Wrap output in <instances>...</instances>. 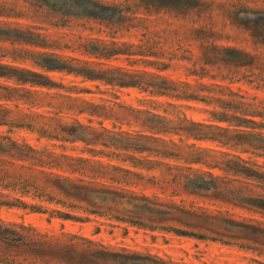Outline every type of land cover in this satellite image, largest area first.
I'll return each instance as SVG.
<instances>
[{
  "label": "rangeland",
  "instance_id": "obj_1",
  "mask_svg": "<svg viewBox=\"0 0 264 264\" xmlns=\"http://www.w3.org/2000/svg\"><path fill=\"white\" fill-rule=\"evenodd\" d=\"M115 50L142 54L97 55ZM0 64L43 75L0 69L12 78L48 84L33 87L34 94L25 89L9 92L3 87H15L13 79L0 77V93L14 96L0 99L1 109L9 110L0 114L34 126L0 124V135L28 143L38 151L29 154L47 164L15 171L40 178L37 170L45 169L94 181V201L103 204L101 215L76 209V214L88 217L85 221H49L47 213L0 206V224L33 228L24 233L51 242L53 251L64 258L58 262L54 255L45 256L49 258L46 263L34 255L26 263L264 264V127L212 120L211 111L224 109L213 102L152 96L140 86L105 84L85 77L102 74L131 80L119 71L104 72L120 68L138 74L132 79L142 80L143 87L161 81L143 74L148 72L174 82L179 91L197 90L209 96H217L208 91L217 84L242 96H229L225 90L223 99L252 104L242 108L258 111L260 116L253 119L264 124V0H0ZM32 99L35 104L28 103ZM135 109L252 131L259 134L257 146H232L233 141L223 145L184 135L163 137L181 146L194 143L210 150L185 148L186 152L172 144L145 143L168 150L170 155L162 156L64 139L53 128L57 122L67 128L81 124L97 131L105 127L144 133ZM236 114L250 117L240 111ZM92 148L105 154L89 151ZM127 155L151 162L138 164ZM234 155L246 162H237ZM185 156L201 158L203 163H187ZM214 163L222 167H213ZM0 190L9 194L6 199L20 196ZM104 190L116 195H104ZM22 199L31 201L26 196Z\"/></svg>",
  "mask_w": 264,
  "mask_h": 264
},
{
  "label": "trees",
  "instance_id": "obj_2",
  "mask_svg": "<svg viewBox=\"0 0 264 264\" xmlns=\"http://www.w3.org/2000/svg\"><path fill=\"white\" fill-rule=\"evenodd\" d=\"M95 53V52H94ZM98 53V52H97ZM93 54V53H92ZM112 54H142V52H125L124 50H115L111 52H106L105 54H97L102 57L109 56ZM147 63H151L150 60H144ZM57 66H49L48 69H56ZM0 69H8L12 71H21L24 73L33 74L37 77H42L43 75L31 72L29 70H22L16 67H9L7 65L0 64ZM120 72L126 77H129L131 80H117L112 77H105L102 74H86L85 77L88 79L100 80L105 84H117L119 86H140L142 91H146L149 95L152 96H167L170 98L179 99H191L199 100L207 103L213 102L216 106L220 107L223 110H214L211 111V119L217 121H226L235 126H245L253 127V125L264 127V124L255 121L253 118L255 116H260V113L256 110H247L243 109V106L251 107L252 104L247 103L242 100H226L223 99L225 95V90H228L227 95L232 97L242 96L236 92H233L228 87H222L220 85L214 84V88L208 90L207 86H202L203 89L208 90L209 92H214L217 96L213 95H202L199 94L197 90H192L191 92L179 91L178 87L173 86L175 83L168 82V80L162 77L159 74L143 72L144 75H149L151 78H158L159 83L156 84H147L145 87L141 86L142 80L132 79L134 76H137L136 73H131L129 71H120V68L107 69L104 72ZM6 72H0V77H6L7 79H13L15 87L4 86L3 88L11 91H18L20 89H25L26 92L34 94L37 90L32 89L33 87L47 86L41 81H37L31 78H21L15 76H8ZM11 75V74H10ZM150 83V82H148ZM168 83V85H166ZM28 85L29 88H21L22 86ZM21 86V87H19ZM189 86V84H188ZM2 87V86H0ZM152 87V88H149ZM202 91V90H200ZM20 97V96H18ZM14 98L13 94H2L0 93V99L12 100ZM19 99V98H18ZM150 103H154L153 100H147ZM30 104H35L36 100L32 99ZM169 105L170 104L168 103ZM2 104H0V111L5 110V113H9V110L6 108L1 109ZM4 108V107H3ZM227 110L231 111L232 114H228ZM137 113V119L139 121V126L142 128L143 132L130 133L125 131H111L105 127H102L100 131L95 130L90 126H84L77 124V126H71L67 128L66 125H61L55 123L53 127L57 131V135H62L64 139L71 138L72 140H82L87 144H101L105 147L113 146L118 149H123L126 151H133L138 153L146 152L147 154H155L167 156L168 150L164 147H159L153 149L149 146H146L147 142H154L156 146L163 144H172L180 151H184L185 148H190L194 150H200L201 152L209 151L210 149L202 148L196 146L194 143L185 144L183 146L178 145L176 142L166 140L163 136L166 135H184L185 137L192 138L195 140H214L222 143L223 145L229 144L230 141H233L232 146H237L239 143H246L249 147L256 148L257 144L255 142L256 134L248 130H239L234 128L229 130L226 127L219 126L216 124H207L203 122H195L190 119H187L185 116L177 117L176 119L169 118L166 115H160L150 110H141L135 109ZM240 111V114L250 116L249 118H240L237 116V112ZM32 114V113H30ZM37 117H42L43 115L36 113ZM48 119L53 120V117H48ZM56 120V119H54ZM0 124H9V125H23L26 127L33 128L31 122H24L23 120L15 122L14 120H7L6 114H0ZM43 126H40L39 129H43ZM209 129H215L217 132L208 131ZM90 130V131H87ZM92 135L87 137V135ZM102 139H106L103 141ZM183 140L180 139V142ZM142 142V143H141ZM230 145V144H229ZM27 150L26 152L23 150ZM89 151L97 154H105L102 150H96L94 148ZM187 152V150H185ZM247 151V150H243ZM29 152L37 154L34 148H32L28 143L19 144L16 141L12 140L10 137L5 135H0V189H9L15 193H19V197H13L11 199H6L9 194H6L0 190V206L7 207H19L28 209L30 212H41L48 214V220L52 218H59L62 220H74V221H85L88 220L87 216H80L75 213L76 209H81L87 213L100 214V209L103 207V204L97 203L94 196L96 190L93 186L97 185L94 181H85L83 179L71 178L68 175H62L53 172L52 170L38 169L37 172L42 174L40 178L36 176H25V174L16 172V168H28L34 170V165L46 166L40 157L31 156ZM222 154V153H221ZM108 155V154H106ZM136 160L135 163L144 165L146 162H151V160L146 157L136 158L134 155H127ZM148 156V155H147ZM237 162H246L241 156H233ZM80 160H87V158H79ZM184 161L187 163H203V160L194 156H185L183 157ZM23 161L28 163L25 165L23 163H18ZM100 163V162H99ZM101 164V163H100ZM210 165V164H209ZM103 166V165H102ZM213 167H222L218 163H214ZM228 169H234L233 166L226 165ZM14 167V168H13ZM116 169L124 170L130 172L127 168H122L119 166H113ZM224 169V168H222ZM13 170V171H12ZM103 174V173H102ZM99 175V174H97ZM104 195H116V192L113 190H104L102 191ZM26 196L31 199V201L23 200L22 197ZM109 197V196H106ZM109 199V198H106ZM101 202L104 200V197L99 199ZM84 202L86 206H81L80 203ZM53 203L55 207H47L45 204ZM110 209V208H108ZM14 225V224H13ZM20 228L19 230L15 228ZM33 230L31 227H27L23 224L16 225L14 228L0 224V262L7 264H35L33 260L26 263L28 259L35 258V256L41 257L43 259L45 256L54 255V258L58 262L64 261V258L60 256V253L53 251V246L51 242L36 240L33 237L25 234V231ZM53 244V243H52ZM33 255V256H32ZM35 255V256H34ZM46 263H49L48 259H43Z\"/></svg>",
  "mask_w": 264,
  "mask_h": 264
}]
</instances>
